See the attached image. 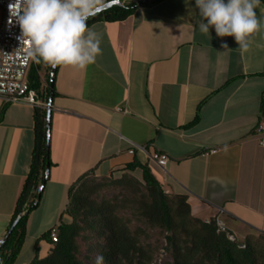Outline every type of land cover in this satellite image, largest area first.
Wrapping results in <instances>:
<instances>
[{
  "label": "crops",
  "instance_id": "crops-1",
  "mask_svg": "<svg viewBox=\"0 0 264 264\" xmlns=\"http://www.w3.org/2000/svg\"><path fill=\"white\" fill-rule=\"evenodd\" d=\"M130 1L139 0L122 2ZM262 9L263 1L258 16ZM200 22L195 0H163L124 21L90 26L101 37L102 54L84 68L57 69L52 166L27 237L43 234L47 219L59 220L84 175H117L135 159L152 168L167 193L187 196L205 222L218 218L242 239L264 235V147L256 136L264 31L245 52L214 27L201 33ZM34 111L0 99V240L30 170ZM213 149L217 153L205 154ZM153 152L168 156L165 167ZM56 197L61 203L49 215Z\"/></svg>",
  "mask_w": 264,
  "mask_h": 264
},
{
  "label": "trees",
  "instance_id": "trees-1",
  "mask_svg": "<svg viewBox=\"0 0 264 264\" xmlns=\"http://www.w3.org/2000/svg\"><path fill=\"white\" fill-rule=\"evenodd\" d=\"M161 1L153 0L141 5V0L125 2L123 6H115L90 18L88 25L121 22L139 7L152 6ZM51 68V65L34 59L28 74L30 88L46 104L50 98ZM196 121L197 118L194 123ZM34 122L35 138L30 170L7 230L10 235L0 250V264L17 262L27 238L29 215L42 202L44 190L40 201L33 207L38 199L39 187L47 183H44L47 164L52 166L50 151L46 147L47 109L35 108ZM137 170L140 175L134 174ZM119 173L123 175L119 180L86 182L89 177H96L91 172L70 189L68 205L56 225L58 241L53 242L51 230L43 234L40 241L47 247L46 255L41 256V249L36 245L30 264H84L81 257L82 242L88 244L89 253L103 256V264H158L142 244L141 235L145 234L144 230L132 229V221L120 215L121 210L128 206H122L115 200L98 198L100 191L108 186H129L133 180L127 175L141 180L142 190L135 193L132 207L145 226L159 230L163 235L166 242L164 250L171 257V261L165 264H264V235L245 238V248H240L225 233L218 232L216 219L208 223L198 218L187 196L167 193L164 184L148 164L135 159ZM113 177L115 174L104 178ZM22 214V218L13 227Z\"/></svg>",
  "mask_w": 264,
  "mask_h": 264
},
{
  "label": "clouds",
  "instance_id": "clouds-1",
  "mask_svg": "<svg viewBox=\"0 0 264 264\" xmlns=\"http://www.w3.org/2000/svg\"><path fill=\"white\" fill-rule=\"evenodd\" d=\"M107 0H15L9 11L21 29V42L29 45V55L52 67L81 68L102 54L100 35L88 20L104 10ZM201 33L215 29L218 37L235 38L242 51L252 45V36L264 31V9L257 15L261 0H195ZM191 15V13H190ZM206 21V22H205ZM11 22V21H10ZM228 48L227 44L222 45ZM97 256L96 264H103Z\"/></svg>",
  "mask_w": 264,
  "mask_h": 264
},
{
  "label": "built area",
  "instance_id": "built-area-1",
  "mask_svg": "<svg viewBox=\"0 0 264 264\" xmlns=\"http://www.w3.org/2000/svg\"><path fill=\"white\" fill-rule=\"evenodd\" d=\"M14 2L15 0H0V7L3 10V21L0 25V99L5 103L47 109L48 104L44 103L38 93L29 86L28 74L34 58L29 55L28 43L21 42V29L16 23V18L10 15L9 4ZM256 136L259 144L264 147V96L256 126ZM215 153L217 150L213 149L205 154ZM152 159L161 167H165L169 161L168 156L163 153L154 154ZM216 223L219 233H225L231 242L238 243L240 248H245L244 239L241 240L234 232L228 230L218 218ZM51 238L53 242L58 241L57 226L51 229Z\"/></svg>",
  "mask_w": 264,
  "mask_h": 264
},
{
  "label": "rangeland",
  "instance_id": "rangeland-1",
  "mask_svg": "<svg viewBox=\"0 0 264 264\" xmlns=\"http://www.w3.org/2000/svg\"><path fill=\"white\" fill-rule=\"evenodd\" d=\"M3 21V10L0 7V25ZM122 174L115 175V177L111 178H98V177H89L86 182H95L100 183L104 182L106 180H119L122 178ZM128 178H132L133 181H131L129 186L121 187L118 185H111L108 186L100 191L98 194V198H105L108 200H115L118 203L122 204V206H128L127 208H124L121 210L120 215L128 220L132 221V229L135 228H142L144 230L145 234L141 235V241L144 246H146L147 250L153 255L154 261L158 264H165L166 262L171 261V257L166 253L164 250V246L166 244L164 237L162 234H160L159 230L151 229L142 223L138 216L134 213V208L132 207V203L134 202L136 196L135 193L139 190H142V187L140 186L141 180L138 179L135 176L127 175ZM140 182V183H139ZM59 197H56L53 203L52 207H49L47 210V214H51L52 211H54L55 206L60 205ZM197 217L204 220L206 218V215L202 212L197 214ZM46 225L44 228V232L49 231L52 229L53 226H56L58 224V218L53 223H51V220H46ZM43 234H28L27 237V248L22 253L23 255L20 257L21 264H28L35 255V246L37 245L39 249H41V256H45L47 252L46 245L40 241ZM243 240L242 238H240ZM88 244H85L84 242L81 243L82 249H81V257L84 264H96V258L97 254L95 253H89L88 252Z\"/></svg>",
  "mask_w": 264,
  "mask_h": 264
},
{
  "label": "water",
  "instance_id": "water-1",
  "mask_svg": "<svg viewBox=\"0 0 264 264\" xmlns=\"http://www.w3.org/2000/svg\"><path fill=\"white\" fill-rule=\"evenodd\" d=\"M150 1H153V0H141L140 5L142 3H147V2H150ZM123 5H124V3L122 2V0H111V1H108V2L105 3L103 11L111 9V8H113L115 6H123ZM103 11H101L99 14H101ZM56 72H57V66L56 67H52L51 71H50V86H49L50 87V98H49L48 108H47V126H46V135H47V145H46V147H47L48 151H50V147H51V117H52V106H53V99H54V86H55ZM50 169H51L50 164H47L46 172H45V175H44V183H46L48 178H49ZM44 189H45V184H42L39 187V189H38V199L35 202V204L33 205V207H35L38 204V202L40 201L41 194H42ZM22 216H23V214L20 215L16 219V221L13 224V227H15L17 225L18 221L22 218ZM9 235H10V232L6 233L5 236L0 240V250H1L2 245L8 239Z\"/></svg>",
  "mask_w": 264,
  "mask_h": 264
}]
</instances>
